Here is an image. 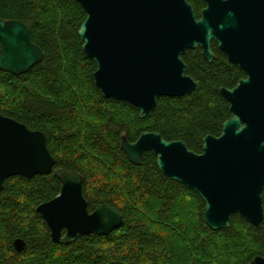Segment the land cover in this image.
<instances>
[{
	"label": "trees",
	"instance_id": "obj_1",
	"mask_svg": "<svg viewBox=\"0 0 264 264\" xmlns=\"http://www.w3.org/2000/svg\"><path fill=\"white\" fill-rule=\"evenodd\" d=\"M187 1L199 17L203 0ZM0 17L24 22L43 53L23 74L0 70V114L44 133L53 169L81 175L90 211L108 203L123 216L106 236L54 243L36 207L59 193V180L53 172L10 176L0 191V264H247L264 257V216L254 226L235 214L228 228L211 230L200 196L161 173L152 152L134 165L120 148L122 136L135 141L142 131H155L200 153L204 136L220 135L231 114L219 88L233 87L245 73L214 42L211 62L199 48L181 56L195 89L158 97L140 118L135 106L105 98L95 86L96 65L77 34L85 13L76 0H0ZM262 200L264 213V187ZM17 238L25 244L20 251Z\"/></svg>",
	"mask_w": 264,
	"mask_h": 264
},
{
	"label": "water",
	"instance_id": "obj_2",
	"mask_svg": "<svg viewBox=\"0 0 264 264\" xmlns=\"http://www.w3.org/2000/svg\"><path fill=\"white\" fill-rule=\"evenodd\" d=\"M76 1L85 13L77 34L96 65L95 86L103 97L135 106L140 118L154 110L158 97L195 89L181 59L187 49L199 47L211 62L214 41L245 73L234 87L219 88L231 115L220 135L203 137L200 153L155 131H142L135 141L122 136L120 148L134 165L152 152L161 173L200 196L202 218L211 230L228 228L235 214L258 226L264 216V0H203L199 17L187 0ZM42 56L24 22L0 17V70L23 74ZM54 165L42 131L0 114V191L10 176L53 172L60 191L36 211L54 243L106 236L123 223L120 211L108 203L90 211L81 175ZM24 245L20 238L13 241L17 251ZM247 264H264V257L255 255Z\"/></svg>",
	"mask_w": 264,
	"mask_h": 264
},
{
	"label": "flooded vegetation",
	"instance_id": "obj_3",
	"mask_svg": "<svg viewBox=\"0 0 264 264\" xmlns=\"http://www.w3.org/2000/svg\"><path fill=\"white\" fill-rule=\"evenodd\" d=\"M203 3H204V2H203ZM204 6H205V4H204ZM204 6H203V7H204ZM203 7H202V8H203ZM202 8H201V9H202ZM212 42H214V41H212ZM212 42H211V45H212ZM214 43H215V42H214ZM215 44H216V43H215ZM216 45H217V44H216ZM195 48H199V47H195ZM193 49H194V48H193ZM199 49H200V48H199ZM211 50H212V49H211ZM200 51H201V49H200ZM201 55H202V54H201ZM213 55H214V54H213ZM202 57H203V56H202ZM234 86H235V85H234ZM234 86H233V87H234ZM229 88H232V87H229Z\"/></svg>",
	"mask_w": 264,
	"mask_h": 264
}]
</instances>
